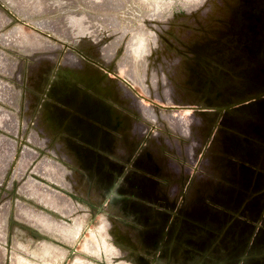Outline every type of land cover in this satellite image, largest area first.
<instances>
[{
    "label": "flooded vegetation",
    "instance_id": "obj_1",
    "mask_svg": "<svg viewBox=\"0 0 264 264\" xmlns=\"http://www.w3.org/2000/svg\"><path fill=\"white\" fill-rule=\"evenodd\" d=\"M219 2L223 4L217 17L220 20L210 29L202 30L195 27L192 30H184L181 26L176 29L178 25L175 26V24L186 25V20L177 23L179 20L177 17V20L154 19L158 28L151 22L146 23L148 28H155L152 30L157 35V42H160L159 48L156 46L152 49L149 64L153 59L161 56L163 69L161 73L158 71V79H164L166 82L167 97L202 101L211 106L223 107L238 98L242 99L264 92V0H219ZM4 13L0 10L1 30L7 29L18 20ZM61 47L63 48L61 51L53 55L51 59L44 58L40 64L35 54H30L26 57L27 60L25 59L26 66L21 78L18 79L24 119L17 131H10L9 164L5 172L10 181L0 183V206L6 203L7 195L4 194L7 191L13 194L23 188L18 180V174L24 171L29 173L33 167L31 165L28 168L24 163H28L33 158H42L47 154L55 155L58 151L52 145L56 144L58 138L76 146L75 149L86 151L89 159L87 165L79 161L69 163L67 160V163L78 170L86 171L89 175V194L82 197L86 205V215L78 237L66 236L62 239L47 228H36V248L40 251L37 253L43 255L41 258H45L43 239L47 238L54 244L48 245L49 248H54L55 253L61 257L65 256L66 259L62 264H74L73 257L79 251L77 245L92 226H96L98 235L102 237H105L103 235L107 233L106 238L113 244L117 243L116 239H118L114 231V226L118 223L130 228L139 227L140 224L136 222L138 219L131 211L132 222L105 211L104 201L107 196L103 198L102 195L106 189L111 192L116 190L114 187L116 177L121 176V172L124 177H122L121 187L116 192L120 196H127L129 209L137 211H134L137 214L141 211L138 216L142 225L162 226L168 217L172 218L171 212L166 208H169L172 201L179 202L185 185L169 189L167 181L159 176H172L176 170L173 164L162 159L160 155L156 156L153 148L147 146L148 140L153 138V135H156L161 142L162 153L171 155L180 163L178 177L187 176L184 166L188 163L167 152L163 134L170 136V132L148 121L144 116L137 115L127 104L125 96L118 91L116 84L111 88L105 75L95 74L97 71L94 67L97 65L119 69L120 65L117 62L121 52L112 58L103 51L89 50L88 46L80 43L77 45L64 43ZM115 80L114 82L118 85V79ZM129 94L130 98L126 97L129 102L130 100L136 102V96ZM258 110L260 115H264V108L263 110L258 108ZM149 114L147 111L144 115L148 117ZM252 127L259 131L256 140L251 143H247L242 134L229 132L225 147L227 154L233 157V159L228 158L233 166L239 165L243 168L242 164H247L248 161L264 163V117L254 120ZM39 129L45 130L43 136L51 137L40 141L37 139L40 134L36 132ZM16 144L18 147L13 155ZM117 153H120L124 160L119 158ZM260 181L259 189L251 192L254 194L252 201L256 202L251 207L245 185L242 190L226 188L225 196L219 201H216L213 189L209 192L208 208L206 205L201 208L198 196L197 204L187 207L181 216L178 215L177 220L181 219L182 223L185 222L184 226L180 224V231L188 232L186 227L192 222H196L195 227H197V222H200L199 219L202 217L208 218L204 220L203 227L208 228L212 235V238L210 236L206 239L207 241L214 238L216 227L220 229L224 225L227 226L229 222L228 227L233 225L248 227V217L253 219L254 214L260 215L261 199L264 196L263 171ZM70 193L74 199L77 198L75 191ZM215 202L220 205H215ZM39 204L45 203L36 201V205ZM154 204L159 210L150 217L149 210ZM191 217L194 218L192 221H190ZM67 218L75 226L77 219L75 212ZM13 220V217H8L9 223ZM105 223L109 227L107 231L101 228ZM227 237L222 241L235 242L236 240L241 244L244 242L243 238L234 240V237ZM158 239L145 233V237H141L139 241L147 244L150 240ZM163 239L167 241L168 238ZM175 241L180 244L189 243L191 240L177 235ZM6 242L12 243L10 234L6 236ZM179 244L176 250L180 255L182 248ZM255 246L257 249L261 248L260 243H256ZM186 251V254L190 255V249ZM80 254L84 256L82 260L90 258L96 264H104V261L96 255H88L82 251Z\"/></svg>",
    "mask_w": 264,
    "mask_h": 264
},
{
    "label": "water",
    "instance_id": "obj_2",
    "mask_svg": "<svg viewBox=\"0 0 264 264\" xmlns=\"http://www.w3.org/2000/svg\"><path fill=\"white\" fill-rule=\"evenodd\" d=\"M195 6H189L186 9L181 8V11L176 12V15L171 17L175 20L177 17L179 19L177 23L186 20L185 26L175 24V26L178 25L176 29L181 26L184 30H192L195 27L204 30L219 23L220 19L217 17H219V10L223 6L219 0H201ZM153 16L148 14L150 19ZM153 24L154 27L158 28L155 21ZM117 63L120 64L119 61ZM94 68L97 71L95 72L96 75L99 73L105 75L110 87L116 84L118 91H121L122 95L125 96L127 104L131 109L133 108L137 115L144 116L148 121L156 123L171 133L170 136L164 137L167 152L188 163L184 166L187 176L178 177L181 169L180 163L171 155L162 153L161 142L156 138V135L148 140L147 146H151L156 155L162 156L165 161L175 167L176 173L172 176L159 175L167 181V187L174 189L185 185L179 202L172 201L169 208H166L171 212L172 218L168 217L162 226L152 224L146 227L142 225L139 220V212L141 211L137 214L135 213L137 211L134 210V212L129 209L127 196H120L116 192L121 187L123 172H121V176L116 177L114 185L116 190L114 189L115 191L112 192L108 189L105 190L102 195L103 198L107 196L104 201L105 211L132 222L131 211L138 219L136 222L140 224L137 228L126 227L122 223L114 226V231L118 235L117 243L113 244L115 251L117 250L128 264H264V196L261 199L260 215L254 214L253 219L249 216L248 227L246 225L228 227L229 222L227 226L224 225L220 229L215 228L217 231L211 241L206 240L210 236L212 238L209 229L203 227L204 220H208V218H200L197 227H195L196 222L189 223V226L186 227L188 232L185 233L180 231V224L184 226L185 222L182 223L183 220L179 218V221L177 220L178 215L181 216L187 207L197 204L196 198L198 196L201 208L203 205L208 208L210 203L209 192L213 189L215 190L216 201H219L225 196L226 188L232 187L242 190L245 185L248 189L250 207L256 203L252 201L254 194L251 192L259 189L260 175L262 171L264 172V163L248 161L247 164H242L243 168L239 165L233 166L228 161L229 157L232 159L233 157L227 154L225 145L230 131L242 134L247 143L256 140L259 130L252 127V123L254 120L264 117L263 114L258 113V108L261 110L264 108V92L242 99L238 98L227 106H211L202 101L152 97L147 88L143 84H139L140 80L120 73L119 69H112L104 65H97ZM141 77L144 78L145 75ZM115 79H118L120 84L117 85V82H114ZM129 93H132L134 97L136 96V102L131 100L129 102L127 99L130 98ZM147 111L150 113L148 117L144 115ZM119 149L121 150V148ZM116 155L124 160L120 153ZM107 192L111 193L107 194ZM215 205L219 206L220 203ZM158 210V206L154 204L149 210L150 217L158 213ZM193 219L191 217L190 221ZM101 228L105 231L109 227L102 224ZM145 233L159 239L157 241L150 240L147 244L144 241H139L141 237H145ZM177 235L187 237L191 241L179 244L175 241ZM227 236L234 237V240L243 238L244 242L241 244L240 241L236 240L235 242L222 241L227 239ZM163 238H168V243ZM256 243H260V249L256 248ZM178 244L182 248L180 255L176 250ZM187 249H190V255L186 254ZM118 252L116 257L119 255ZM96 257L98 256L96 255Z\"/></svg>",
    "mask_w": 264,
    "mask_h": 264
},
{
    "label": "crops",
    "instance_id": "obj_3",
    "mask_svg": "<svg viewBox=\"0 0 264 264\" xmlns=\"http://www.w3.org/2000/svg\"><path fill=\"white\" fill-rule=\"evenodd\" d=\"M135 34L139 39L138 37L134 38ZM116 38V46L112 49H108L107 43H110L113 37L106 40L104 37L94 35L89 37L87 35L83 38L82 44L88 46L89 50L96 49L97 52L103 51L112 56L118 52H121L122 55V52H124L130 57L133 55L139 60L144 59L145 62L138 65L139 68L143 70L142 73L139 72L141 76L151 75L155 78L159 75V72L161 73L163 69L161 56L160 58L153 59L152 63L149 64L150 56L153 53L152 49L156 46L159 48L160 45V42L156 40L157 35L153 30H146L145 33H138L136 30H132L130 37L123 46V51L122 45L119 43L120 41L118 42V37ZM132 40L134 43L135 41L143 40L144 45L141 52H135L131 49L129 44ZM154 41H156V43H154ZM4 55L5 54H3L2 57H5ZM43 59L44 57L38 59V63H42ZM148 68L151 72L146 71ZM21 74V71L18 69L16 77H18V79L21 78ZM10 81L12 80L0 76V117H2V119L0 118V183L3 184L9 179H7L5 174V170L9 164L8 157L10 154L8 150L10 143L7 133L9 131H17V129L22 126L14 109L10 108L9 105L10 103L16 102V110L22 111V95L21 92L20 94L18 92L16 93L18 96L15 95L13 88L14 83ZM162 83L163 82L157 78L149 82L150 86L154 88L159 87L158 89L163 91L165 87H162ZM145 85L147 87V84ZM153 87H148V92L157 93L158 89H153ZM37 132L45 133V130L39 129ZM43 135L40 134L37 139L43 141L51 137ZM43 146L44 145H42V147ZM52 146L58 151L55 155L47 154L42 158H33L29 160L28 163H24L27 167L31 165H33V167L29 173L24 171L18 174V180L23 188L18 190L17 193L12 194L7 191V193L4 194L7 195L6 203L4 202V204L0 206V264H36V256H42V254L37 253L40 251L36 248V228H47L49 231H52L55 236L58 234L62 239L66 236L77 238L79 235V230L83 225L82 223L86 215V205L82 197L89 194V175L86 171L78 170L69 163H76L79 161L87 165V163H89L88 155L86 151L79 148L75 149L76 146L63 142L61 138L60 140L58 138L56 144ZM17 147L18 145L16 144L13 148V155ZM67 160L69 163H67ZM44 162L48 165L44 164ZM47 166L49 167L47 168ZM9 181L10 180H8V182ZM72 191H75L77 198L74 199L72 197V193H70ZM36 201L38 203L43 201L45 204L36 205ZM74 212L77 217L75 221V230L73 229L74 224H71L67 218L68 216L71 217V214ZM9 216L14 218L11 223L8 222ZM9 234L12 237V243L6 242V236ZM43 240L45 241L44 257L46 259L44 264H51L50 261H52L58 253H55L54 248H49L48 245H54L51 241L47 238ZM13 243L15 246L11 247Z\"/></svg>",
    "mask_w": 264,
    "mask_h": 264
},
{
    "label": "rangeland",
    "instance_id": "obj_4",
    "mask_svg": "<svg viewBox=\"0 0 264 264\" xmlns=\"http://www.w3.org/2000/svg\"><path fill=\"white\" fill-rule=\"evenodd\" d=\"M200 1L201 0H0V10L3 11V13L6 10L8 13L5 12V15L9 14V17H16L18 19L14 21L12 26L9 25L7 29L1 30L0 28V76L12 80L10 82L14 83L13 88L15 95L18 96L16 93L18 92L20 94L21 88L16 73L18 69L23 73L26 66V57H29L30 54H35L37 61L43 57L51 59L53 55H56V53L63 49L61 47L62 44H82L83 38L87 35L89 37L93 35L104 37L106 40L113 37V40L107 43L108 49H112L116 46V37H118V42L120 41L119 43H121L123 48L132 30L145 33L146 30H152V28H148L147 22L154 23V19L169 20L173 15H176V12L181 11V8L186 9L189 6L196 7L195 5ZM148 14L154 15L153 18H147ZM134 36L136 37V34ZM132 41L129 44L131 49L133 51L137 49V51L141 52L144 45L143 40L135 41L134 46H132ZM150 43L152 44L151 41ZM154 43H156V41H154ZM3 54H5V57H2ZM108 55H110V57L112 56L111 54ZM118 60L120 62V73L134 77V79L138 81L140 80V85L143 84L146 87L145 84H147V89L148 87H153L149 84V82L154 80L151 75H145L144 78L139 75V72L142 73L143 70H141L138 65L145 62L144 59L139 60L133 55L130 57L127 53H122ZM146 71L151 72L149 68ZM156 78L158 79V76ZM160 81L163 82L162 87H165V90L161 91L158 89L159 87H153V89H158L157 93L153 92L150 93V95L152 97L170 98L166 95L168 90L166 82L164 79H160ZM9 105L10 108L14 109L18 120L23 124L24 118L22 117V111L16 110V102L10 103ZM39 133L41 135L44 134L42 132ZM163 135L165 137V134ZM7 137L8 140L11 139L10 131L7 133ZM105 226H108L107 223H105ZM99 235L96 231V226H92L91 230L85 233L82 240H80L77 245L79 251L73 257L75 258L73 263L96 264L87 257V261L82 260L84 256L80 254V252L84 250L82 248L83 242L86 238H90L92 239V244H94L92 247L93 249L91 251L84 250L82 251L83 253L88 255H93L95 253L100 260L104 261V264H128L127 261L123 260L120 256V253L117 250L115 251L113 243L108 241L106 238L107 233L103 235L105 237ZM11 245V247L15 246L14 243ZM117 252L119 257H116ZM58 255L59 254L54 258L55 260L51 261V264H62V262L65 261V256L61 257ZM45 262V258L36 256V264H44Z\"/></svg>",
    "mask_w": 264,
    "mask_h": 264
},
{
    "label": "bare ground",
    "instance_id": "obj_5",
    "mask_svg": "<svg viewBox=\"0 0 264 264\" xmlns=\"http://www.w3.org/2000/svg\"><path fill=\"white\" fill-rule=\"evenodd\" d=\"M138 31V30H137ZM140 31V30H139ZM139 33V32H138ZM144 33V32H143ZM135 37V36H134ZM138 37V36H137ZM137 37H135V38H137ZM138 39H139V37H138ZM134 44L135 43H133V41H132V46H134ZM139 45V44H138ZM135 51H137V49L135 50ZM0 112H1V110H0ZM7 116V115H6ZM1 119H2V117H0ZM4 121V120H3ZM2 122V121H1ZM1 125H2V123H1ZM140 129V128H139ZM30 150V149H29ZM157 156V155H156ZM31 157V156H30ZM161 158V157H160ZM163 159V158H162ZM163 161V160H162ZM44 164H47V163H45L44 162ZM41 165H42V163H41ZM48 165V164H47ZM52 165V164H51ZM43 166V165H42ZM54 166V165H53ZM41 167V166H40ZM39 167V168H40ZM49 166H47V168H48ZM52 167V166H51ZM43 168H46V167H43ZM50 169H52V168H50ZM42 170V169H41ZM49 172V171H48ZM51 172V171H50ZM44 173H45V170H44ZM47 174V173H46ZM54 174V173H53ZM52 175V174H51ZM50 176V175H49ZM53 199V198H52ZM52 201V200H51ZM42 216V215H41ZM40 218V217H39ZM42 221V220H41ZM3 224V223H2ZM2 226V225H1ZM101 230V229H100ZM97 241V240H96ZM103 242V241H102ZM94 243V242H93ZM94 246V244H92V239H90V238H86L85 239V241L83 242V246H82V248L84 249V250H86V251H91ZM84 250H82V251H84ZM95 250V249H94ZM109 250H110V248H109ZM112 250V249H111ZM108 251V250H107ZM109 252V251H108ZM87 253V252H86ZM16 254V253H15ZM92 254V253H91ZM19 255V254H18ZM20 257V256H19ZM79 262V261H78ZM76 263V262H75ZM84 263H85V261H84ZM90 263V262H89ZM78 264V263H77Z\"/></svg>",
    "mask_w": 264,
    "mask_h": 264
}]
</instances>
